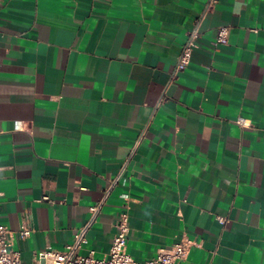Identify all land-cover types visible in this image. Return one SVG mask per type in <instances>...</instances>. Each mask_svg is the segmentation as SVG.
<instances>
[{
  "label": "crops",
  "instance_id": "crops-1",
  "mask_svg": "<svg viewBox=\"0 0 264 264\" xmlns=\"http://www.w3.org/2000/svg\"><path fill=\"white\" fill-rule=\"evenodd\" d=\"M207 2L0 0V224L25 263L126 164L80 254H109L128 197L140 262L187 238L179 264H264V0Z\"/></svg>",
  "mask_w": 264,
  "mask_h": 264
},
{
  "label": "built area",
  "instance_id": "built-area-1",
  "mask_svg": "<svg viewBox=\"0 0 264 264\" xmlns=\"http://www.w3.org/2000/svg\"><path fill=\"white\" fill-rule=\"evenodd\" d=\"M219 0H208L205 11L211 12ZM230 26L227 24L219 26L217 35L212 41L213 46L227 44L229 42ZM201 35L198 27L194 28L187 38L186 43L178 57L174 76L178 72L187 68L191 63L193 51L197 46V41ZM164 100V96L160 102ZM237 123L241 127L252 125V121L248 118L238 116ZM140 140L136 142V146ZM136 146L134 148H136ZM126 170V164L121 167L116 178L109 180L108 186L105 189L102 198L90 207V216L85 224L75 233L73 241L67 245L63 251L53 248H45L37 252L32 263H25L21 258V253L12 247L10 235L11 230L8 226L0 224V264H179L186 256L192 245L187 238L173 246L159 248L157 255L145 262H140L134 259L128 253V236L130 231L129 226V198H125L126 210L120 213V216L115 221L116 233L113 237L110 252L103 258H96L95 251L90 250L87 255L80 254L79 251L88 243V235L94 223L98 220L102 209L110 197L114 186L118 183L121 176ZM48 198V197H45ZM223 220L222 218H220ZM32 228L25 224L20 230L22 237H27L31 234Z\"/></svg>",
  "mask_w": 264,
  "mask_h": 264
}]
</instances>
